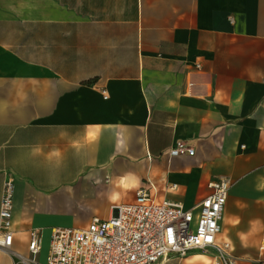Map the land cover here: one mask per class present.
Here are the masks:
<instances>
[{"label":"crops","instance_id":"obj_1","mask_svg":"<svg viewBox=\"0 0 264 264\" xmlns=\"http://www.w3.org/2000/svg\"><path fill=\"white\" fill-rule=\"evenodd\" d=\"M177 142L195 154L171 157ZM7 177L18 252L31 229L47 246L51 229L108 219L150 183L193 206L230 177L220 237L253 264L264 0H0V204Z\"/></svg>","mask_w":264,"mask_h":264},{"label":"built area","instance_id":"obj_2","mask_svg":"<svg viewBox=\"0 0 264 264\" xmlns=\"http://www.w3.org/2000/svg\"><path fill=\"white\" fill-rule=\"evenodd\" d=\"M194 154L183 142L170 150L171 157ZM232 186L230 177L212 179L210 193L186 206L157 198L150 183L137 189L134 201L114 206L108 219L95 217L85 228L51 229L47 246L43 232L31 229L24 254L14 249L15 184L7 177L0 204V249L12 264H165L171 256L183 260L192 251L208 256L212 264H241L232 243L220 237ZM259 252L261 258L253 264H264V238Z\"/></svg>","mask_w":264,"mask_h":264},{"label":"rangeland","instance_id":"obj_3","mask_svg":"<svg viewBox=\"0 0 264 264\" xmlns=\"http://www.w3.org/2000/svg\"><path fill=\"white\" fill-rule=\"evenodd\" d=\"M96 203V205H99V206H101V205H103L104 203L102 202H95ZM92 208V209H91ZM88 210H94L95 211V207H94V205L92 204V203H90L89 205H88V208H87ZM86 209V210H87ZM94 213V212H93ZM95 214H98V213H95ZM101 216H102V214H100ZM21 250H23V252H21V253H24V254H26L27 252H25L26 251V240H23L22 241V245H21ZM190 255H195V256H197V259H199L200 260V262L202 263V264H209V260H208V258L207 257H202V256H205L204 254H202L201 252H198V251H192L190 254H189V256H187V257H190ZM186 257V258H187ZM186 258H184V259H186ZM182 261L183 260H179V259H177L176 257H174V256H171L170 258H169V260L165 263V264H181L182 263ZM0 264H12V259H11V256L9 255V254H7L6 252H4L3 250H1L0 249Z\"/></svg>","mask_w":264,"mask_h":264},{"label":"snow or ice","instance_id":"obj_4","mask_svg":"<svg viewBox=\"0 0 264 264\" xmlns=\"http://www.w3.org/2000/svg\"><path fill=\"white\" fill-rule=\"evenodd\" d=\"M208 239H209V241H210V240H211V237H209Z\"/></svg>","mask_w":264,"mask_h":264},{"label":"bare ground","instance_id":"obj_5","mask_svg":"<svg viewBox=\"0 0 264 264\" xmlns=\"http://www.w3.org/2000/svg\"><path fill=\"white\" fill-rule=\"evenodd\" d=\"M202 257H205V256H202Z\"/></svg>","mask_w":264,"mask_h":264}]
</instances>
